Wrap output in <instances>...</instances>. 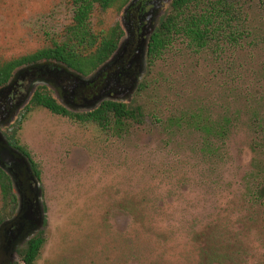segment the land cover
<instances>
[{"label": "rangeland", "instance_id": "374dc122", "mask_svg": "<svg viewBox=\"0 0 264 264\" xmlns=\"http://www.w3.org/2000/svg\"><path fill=\"white\" fill-rule=\"evenodd\" d=\"M122 17L109 10L93 23L106 30ZM70 21L67 0H0V60L51 46ZM25 100L4 131L17 130L41 172L45 224L31 235L43 231L46 242L35 264H196L211 247L236 264H264V204L248 196L264 155L251 153L245 127L225 155L205 157L192 133L168 137L147 122L118 134L44 107L27 111Z\"/></svg>", "mask_w": 264, "mask_h": 264}, {"label": "trees", "instance_id": "16d2710c", "mask_svg": "<svg viewBox=\"0 0 264 264\" xmlns=\"http://www.w3.org/2000/svg\"><path fill=\"white\" fill-rule=\"evenodd\" d=\"M132 0H67L71 21L53 36L51 46L36 52L0 60V92L12 85L18 72L50 65L93 79L100 92L104 74L120 45L133 56L138 38L127 36L122 23L96 29L94 17L116 10L124 13ZM147 0H140L128 15L132 34L138 28ZM146 39L137 83L129 101L105 100L89 113H70L46 86L37 88L26 110L44 107L55 114L94 122L118 134L147 122L168 136L192 133L199 139L200 155H225L226 145L245 127L253 155H264V0H172L158 14ZM125 73H129L125 71ZM131 75V74H130ZM178 77L179 80L176 79ZM14 130L9 140L22 152ZM255 166L249 179L250 201L264 204V171ZM256 168V169H257ZM36 169V166H35ZM261 171V170H260ZM36 178L41 172L35 170ZM0 264H35L46 242L44 232H24L16 239V224L23 223L14 178L0 166ZM196 264H236L235 258L217 248L203 249Z\"/></svg>", "mask_w": 264, "mask_h": 264}, {"label": "flooded vegetation", "instance_id": "af4514ba", "mask_svg": "<svg viewBox=\"0 0 264 264\" xmlns=\"http://www.w3.org/2000/svg\"><path fill=\"white\" fill-rule=\"evenodd\" d=\"M148 1H146L140 10L142 12L139 16L140 22L134 33L132 34L129 26L127 27L129 37L133 36V42L138 38V45L134 55L130 56L126 54L128 41L122 44L120 50L107 64L104 74L108 77L105 87L100 92L95 90L92 83L89 85L77 84L69 76L60 75L56 71L48 72L46 70L34 72L20 71L17 73L12 85L0 92V134L6 136L8 142L6 144L0 138V166L15 180L19 202L21 203L19 209H21L25 218L23 223L16 224V228L14 229L16 234L21 235L24 230L28 231L27 234H32L39 227L37 222L34 221L35 213L37 212L35 197L38 191L42 200V186L41 178H36L35 176V170L39 171L38 165L32 160L29 153L25 154L9 140V136L5 133L4 129L20 113L21 108L26 103L25 99H31L32 93H30V88L32 86L49 87L56 100L66 111L80 115L95 110L105 100L129 99L133 95L131 91H134L137 83L135 79L142 72V58L141 60L140 57L137 58V53L139 50L145 49L146 39L148 38L147 34L153 29L158 19L159 11L165 7V3L163 2L160 7L153 9V6L147 4ZM126 24L128 25V22ZM125 71L129 73H125ZM116 77L119 81H116ZM26 79H28V86H26ZM22 90L27 92L26 98H24ZM105 90L106 92L102 94ZM101 95H104L103 99L98 100V97ZM56 115L69 117L63 114ZM6 148L9 152L6 151Z\"/></svg>", "mask_w": 264, "mask_h": 264}, {"label": "water", "instance_id": "95a60500", "mask_svg": "<svg viewBox=\"0 0 264 264\" xmlns=\"http://www.w3.org/2000/svg\"><path fill=\"white\" fill-rule=\"evenodd\" d=\"M140 0H132L131 3L126 7V9L124 10V13H123V17H122V23L124 25V27L126 28V32L127 34H129L128 32V25L126 24V20L128 18V14L130 12V10L135 7V5L139 2ZM172 0H149L148 1V5L149 6H153L155 8H158L160 7V5L164 2L165 5L166 4H170ZM126 21V22H125ZM153 31V29L151 30V32ZM150 33L147 34V36L149 37ZM129 36V35H127ZM128 41V39H126V42ZM123 44V43H122ZM122 44L120 45V47L118 48V50L116 51L115 54H117V52L120 50ZM144 52L145 50H139V52L137 53V58L140 57V60L142 58V64H143V58H144ZM114 54V55H115ZM42 70H46L48 72H58L60 75H66V76H69L71 77L77 84H85V85H89L91 83L94 82L93 79H86V78H82L78 75H75L73 73H71L70 71H68L67 69L65 68H58L56 66H50V65H43V66H39V67H35L32 69V71H42ZM116 81H119L118 78L116 77ZM106 92L103 91L102 94ZM134 91H131V94H133ZM104 95H101L100 97H98V100H102ZM0 138L3 139L5 141L6 144H8L7 142V138L6 136H4L3 134H0ZM6 151L9 152V150L6 148ZM36 197H35V200H36V207H37V212L35 213V219H36V222H37V225L40 227L43 225V222H44V208H43V204H42V200H41V197H40V194L38 193V191L36 192ZM20 237V234H17L16 235V239Z\"/></svg>", "mask_w": 264, "mask_h": 264}]
</instances>
